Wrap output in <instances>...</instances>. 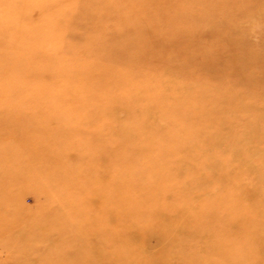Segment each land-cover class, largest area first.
<instances>
[{"label":"rangeland","instance_id":"374dc122","mask_svg":"<svg viewBox=\"0 0 264 264\" xmlns=\"http://www.w3.org/2000/svg\"><path fill=\"white\" fill-rule=\"evenodd\" d=\"M35 1L0 0V23ZM66 3L27 10L54 39L0 43V264H142L147 247L156 264H227L244 252L228 251L235 234L264 223V0ZM114 105L160 137L144 173L130 166L141 143L107 120ZM50 127L61 135L44 138ZM184 130L191 155H165ZM180 216L183 236L169 228Z\"/></svg>","mask_w":264,"mask_h":264},{"label":"bare ground","instance_id":"6f19581e","mask_svg":"<svg viewBox=\"0 0 264 264\" xmlns=\"http://www.w3.org/2000/svg\"><path fill=\"white\" fill-rule=\"evenodd\" d=\"M42 2L39 1V0H36L34 2L35 4L27 2L28 4H22V5H18L16 7L12 8V11H14V12L13 13L9 12L11 15L16 13L17 10H15V9H18V8H21V7L23 8V10H21L23 12L20 13V14H23V16L17 22L15 20L13 21L12 19L7 18V17H9L8 16V12H6V13L2 12V13H5L4 14L5 17L7 16L6 17L7 20H5L3 23H0V34L2 36L0 38V43H4L5 42L6 44H15L16 47H18V49H20L19 52L28 53L27 50H29V49H27V45L31 41H33L35 39L33 36L38 38V37H41L42 35H46L50 39H54L55 35L50 31L51 30L50 29L51 26L52 27L54 26V24H53L54 21L53 20H48L47 21V20L41 19L42 17H38L36 15H30V13H28L27 10H30V9H32L34 7L35 8L38 7L39 11L41 12L39 14H44V12H46L47 10H49L51 8H55L56 9L55 12H57V9L59 10L60 8H62V6L67 4L66 3L67 0H47L44 3H42ZM21 22H24V24H21ZM55 26L52 29L53 31L55 29H57V28H55ZM16 39H20V40H16ZM16 41L17 42L20 41V42L16 43ZM32 51L33 52L31 54L35 57V59L37 61H42V59L49 60L48 57L41 58V55H42L41 54V50L34 49ZM93 51H95L96 54L97 53H99V54L101 53L103 55L106 54V52H107L106 48H103V49L101 48L100 50H98L96 48V49H93ZM4 53L5 52L3 51V54ZM0 58H1V56H0ZM91 61H93L97 65V61H98L97 59H94V60H91ZM124 67H123V69H124ZM86 73L87 74H92L93 70L91 69V70L87 71ZM96 73L98 74V77H99L100 81L105 80V78L102 76V75H105V73L103 74L100 71H96ZM164 76H168V75L164 74ZM71 81H73V80L70 79L69 82H71ZM165 85H167V84H165ZM134 99H136V98L134 97ZM122 107H123V105H119V106L114 105V107L112 109L110 108L109 110H106L105 113L107 114L106 115L107 116V120L118 121L119 130H117V133H115V134L119 135L121 140L129 141V142L134 141V140H138V142L141 143L140 145H137L136 148L133 149L134 151H136L135 155H139L140 154V157H139L140 161H137L138 163L137 162L135 163L134 162L135 160H132V161H130V166H131V168H133L132 170H138V171L144 173V171H147L149 169L148 168L149 166L147 165V163H151L150 164L151 167L153 165H155L154 162L151 160V159H153L152 155L150 154L151 156H149L148 158H145L144 154L147 155L146 152H147V149L149 147L157 145L159 143V141H160L159 138L160 137L152 138L151 136L148 135V132H145V133L141 134L137 129H135L136 123L140 121V118L135 120L136 115H137L136 111H135V113L130 115L125 110L126 111L125 118L122 117L124 119H120V118L118 119L119 113L123 110ZM150 110L151 109H143V111L139 110L138 114L141 113V112H144V113H146V115H150V117L152 119H154L156 116H154L152 114L153 111L151 112ZM153 113L156 114L155 112H153ZM0 116L4 117L3 115H0ZM5 117H7V116H5ZM18 117H20V116H18ZM137 117H138V115H137ZM186 117L187 116H181L180 119L182 118L181 120H183V119H186ZM180 119H178V120H180ZM178 120L175 119V121H178ZM94 121H95L94 123L97 122L96 120H94ZM181 122H183V121H181ZM141 123L147 124V125L148 124H152V123H149L146 120H143ZM165 123H167V122L165 121ZM164 126H165V124H164ZM51 129H52V127L47 128V131L46 130L44 131V133H45L44 138L53 137V136H55V138H56V137H59L61 135V134L57 135L56 134V130L55 129L51 130ZM190 134L191 133H189L187 130H184V134H183V136L181 138L180 137H177V138L175 137L176 140H174V141H178L179 145L181 144L182 147L180 149L174 150V151L168 150L169 152H167V153L165 152V155L166 154L175 155V153H181V154H186V155L190 156L191 154H189V152L192 149H190V146H188L190 144L187 142V140H190V142H192L191 139L189 138ZM190 137L195 139V136H190ZM136 138H139V139H136ZM43 142L40 141L38 143L39 144L38 147H40V148H41V146L43 147ZM172 143L173 142H171V144ZM40 144H41V146H40ZM42 150L46 151L45 148H43ZM179 150H182L183 152H181ZM236 150H237V148H233V150H230L232 152V155H233V153L236 152ZM68 151L71 152V153L76 154L77 156L80 154L78 152L72 151L71 149L68 150ZM235 154H237V153H235ZM103 157H113V156H105V155L104 156H98V157H96V160L99 159V158H103ZM51 158H53V156H51ZM123 159H125V158H122L120 161H122ZM165 159L166 158H164V159L160 158L158 160L157 164L161 166V167H158L159 170H163L164 169L165 164H166ZM64 160L65 159H63L62 161H64ZM86 160H87V158H86ZM97 161H99V160H97ZM96 164L97 165L94 168L95 171H97V170L98 171H105V170L107 171V170H109L108 167L112 166L108 162H97ZM135 164H136V166H135ZM55 165H56L55 162H51V167H54ZM97 166H103V167H102V169L101 168L98 169ZM87 167H88V164H87ZM116 169H118V170L121 169V166L118 164ZM102 173H105V172H102ZM99 175H100L99 176L100 178H105V176H107V175H104V174H101V173ZM185 190H187V189H185ZM92 199H91V201H92ZM180 217H182V216H180ZM184 219H186V218L182 217V218L178 219L177 221L172 222V224H169V228H172L174 226V229L176 228L175 231H176L177 235H181V236L186 235L182 231L183 229H181L185 225V222L181 221V220H184ZM248 225L249 224H247L242 229L243 231H241V232L238 231L235 234V236H237L239 234V236H241V238H237V239L233 240V241H236V242H231L230 241L231 244H230V246H228L230 248L228 251H235L232 248L236 249L239 245H241L243 243L244 252H242V253L241 252L229 253L230 257H228L226 255L225 257L229 258V259L226 258L227 264H264V223H263V226L260 227L259 230H254V231L247 229ZM230 230L233 231V229H230ZM244 238H246V239L244 240ZM221 247H222V244L220 246H218V248H220V251H222ZM205 248H208V247L205 246ZM211 249H212V251H214L215 247H213ZM142 250H143V254L140 252V256L142 258V262L143 263L142 262L141 263L142 264H156V263L153 262V259L150 260V261L148 260L149 257H150V256H148L146 254L148 252V247L144 248ZM209 251H210V249H209ZM217 253H219V252H217ZM137 254H138V252H137ZM134 255H136V254H134ZM165 262L168 263V261H165ZM187 262L190 263V264H193L194 262H196V260L191 259V260H189ZM161 264H164V263H161Z\"/></svg>","mask_w":264,"mask_h":264}]
</instances>
